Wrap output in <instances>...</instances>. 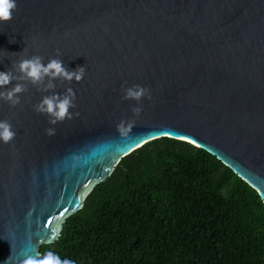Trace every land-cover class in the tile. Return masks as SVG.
Instances as JSON below:
<instances>
[{
    "label": "water",
    "instance_id": "water-1",
    "mask_svg": "<svg viewBox=\"0 0 264 264\" xmlns=\"http://www.w3.org/2000/svg\"><path fill=\"white\" fill-rule=\"evenodd\" d=\"M56 49L68 69L85 66L81 81H22L19 104L0 100L16 132L0 142V264L42 255L123 158L160 138L207 151L264 202V0H17L0 23V71ZM133 84L150 90L138 116L122 99ZM65 87L72 116L50 125L34 105Z\"/></svg>",
    "mask_w": 264,
    "mask_h": 264
},
{
    "label": "trees",
    "instance_id": "trees-1",
    "mask_svg": "<svg viewBox=\"0 0 264 264\" xmlns=\"http://www.w3.org/2000/svg\"><path fill=\"white\" fill-rule=\"evenodd\" d=\"M48 250L76 264H264V202L207 151L160 138L123 158Z\"/></svg>",
    "mask_w": 264,
    "mask_h": 264
},
{
    "label": "clouds",
    "instance_id": "clouds-1",
    "mask_svg": "<svg viewBox=\"0 0 264 264\" xmlns=\"http://www.w3.org/2000/svg\"><path fill=\"white\" fill-rule=\"evenodd\" d=\"M17 7V0H0V23H5L12 18V13ZM11 42V41H10ZM24 51V49L22 50ZM21 51V52H22ZM57 56L49 58L45 63L40 55H31L27 58L19 59L14 62L6 71H0V100L9 103L10 106H16L20 103V93L26 91V86L22 81H27L35 86L37 90L49 92L56 88L54 81L70 83L79 82L85 76V66L80 65L75 69H68L62 59L59 58V49L55 50ZM11 87H8L9 83ZM122 99H132L136 105L132 106L133 115L138 116L142 111L140 104L141 98H150V90L147 86L133 84L128 87L122 86ZM75 93L71 87H65L62 93L51 91L50 94L41 97L40 101L34 105V110L45 114L50 125L63 121L66 117L70 118L72 113L70 109L75 107ZM124 121L117 125V131L121 132ZM46 135H54L55 128L45 129ZM16 135L11 123L7 120H0V142L8 143ZM19 264H76V262L67 257H61L55 252L48 250L43 255L26 256L19 261Z\"/></svg>",
    "mask_w": 264,
    "mask_h": 264
}]
</instances>
